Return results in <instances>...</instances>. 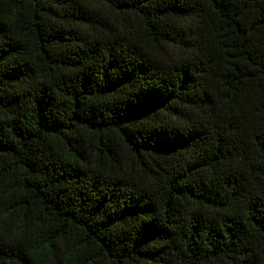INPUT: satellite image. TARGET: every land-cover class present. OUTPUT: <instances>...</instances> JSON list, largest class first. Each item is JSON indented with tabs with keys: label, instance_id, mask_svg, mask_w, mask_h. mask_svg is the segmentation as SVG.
<instances>
[{
	"label": "trees",
	"instance_id": "1",
	"mask_svg": "<svg viewBox=\"0 0 264 264\" xmlns=\"http://www.w3.org/2000/svg\"><path fill=\"white\" fill-rule=\"evenodd\" d=\"M0 264H264V0H0Z\"/></svg>",
	"mask_w": 264,
	"mask_h": 264
}]
</instances>
